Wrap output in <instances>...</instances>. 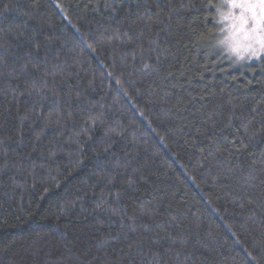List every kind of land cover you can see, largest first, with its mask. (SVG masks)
Here are the masks:
<instances>
[{"label":"trees","instance_id":"16d2710c","mask_svg":"<svg viewBox=\"0 0 264 264\" xmlns=\"http://www.w3.org/2000/svg\"><path fill=\"white\" fill-rule=\"evenodd\" d=\"M221 0H0V264H264V59Z\"/></svg>","mask_w":264,"mask_h":264},{"label":"snow or ice","instance_id":"6c2138e0","mask_svg":"<svg viewBox=\"0 0 264 264\" xmlns=\"http://www.w3.org/2000/svg\"><path fill=\"white\" fill-rule=\"evenodd\" d=\"M231 7L240 9L239 16L230 13L228 17L236 21L232 24L233 33L242 35L246 41L241 45L230 38L232 50L239 54L243 48L251 55L264 51V0H231Z\"/></svg>","mask_w":264,"mask_h":264},{"label":"rangeland","instance_id":"374dc122","mask_svg":"<svg viewBox=\"0 0 264 264\" xmlns=\"http://www.w3.org/2000/svg\"><path fill=\"white\" fill-rule=\"evenodd\" d=\"M222 8L218 10V22L222 26L221 30V43L227 49V51L232 54L233 56H237V58L242 59L244 63H251V62H259L264 59V51H259L257 55H251L250 52L244 51L243 48L241 52L238 54L237 52L232 50L231 43L229 42L230 38H233L235 42H239L241 45L246 44V41L243 40L242 35H234L232 30V24L236 21L234 19L228 18L229 14L231 13L233 16L240 15V9H233L231 7V0H221ZM258 47V45L256 46Z\"/></svg>","mask_w":264,"mask_h":264}]
</instances>
